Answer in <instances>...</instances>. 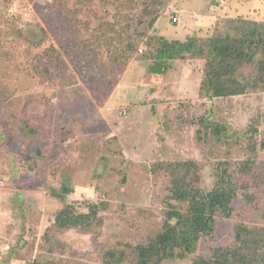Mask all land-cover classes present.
<instances>
[{
    "label": "rangeland",
    "instance_id": "rangeland-1",
    "mask_svg": "<svg viewBox=\"0 0 264 264\" xmlns=\"http://www.w3.org/2000/svg\"><path fill=\"white\" fill-rule=\"evenodd\" d=\"M238 18L264 23V0H0V264H102L88 234H65L56 255L43 248L56 214L74 203L105 205L99 248L144 243L168 204L158 162L197 161L207 191L218 164L231 165L235 212L197 255L232 245L240 223L264 228V149L245 173L244 145L198 137L208 115L241 133L255 121L262 144L264 92L212 103L201 94L205 61L150 70L152 35H233Z\"/></svg>",
    "mask_w": 264,
    "mask_h": 264
},
{
    "label": "trees",
    "instance_id": "trees-1",
    "mask_svg": "<svg viewBox=\"0 0 264 264\" xmlns=\"http://www.w3.org/2000/svg\"><path fill=\"white\" fill-rule=\"evenodd\" d=\"M156 21V18L152 23ZM236 34L223 33L211 37H189L186 41H169L156 34L148 38L152 74L168 70L176 59H199L206 62L201 94L212 103L215 98L264 92V23L238 18ZM45 42L43 38L38 45ZM56 54H58L55 51ZM151 74V75H152ZM211 117V116H210ZM208 115L199 119L198 137L215 139L232 145L236 141L246 147L248 160L240 164L242 172L256 165L259 130L254 121L244 133ZM202 129V130H201ZM229 163L217 166L218 180L211 190L202 189L200 166L195 160L158 162L152 171L169 176L168 204L160 231L139 244L118 242L109 249L99 248L105 205L89 203L80 211L76 203L62 208L44 234L43 248L56 255L64 247L62 238L69 232L88 234L102 264H171L191 260V264H264V228L240 223L234 229V243L215 249L212 258L197 255L203 238L213 236L222 218H231L237 194Z\"/></svg>",
    "mask_w": 264,
    "mask_h": 264
},
{
    "label": "built area",
    "instance_id": "built-area-1",
    "mask_svg": "<svg viewBox=\"0 0 264 264\" xmlns=\"http://www.w3.org/2000/svg\"><path fill=\"white\" fill-rule=\"evenodd\" d=\"M175 22L178 20V18H174Z\"/></svg>",
    "mask_w": 264,
    "mask_h": 264
}]
</instances>
